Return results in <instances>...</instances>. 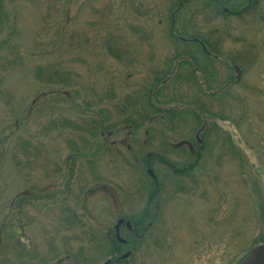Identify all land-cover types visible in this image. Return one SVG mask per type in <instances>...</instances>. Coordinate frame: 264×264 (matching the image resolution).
I'll list each match as a JSON object with an SVG mask.
<instances>
[{
	"label": "rangeland",
	"instance_id": "1",
	"mask_svg": "<svg viewBox=\"0 0 264 264\" xmlns=\"http://www.w3.org/2000/svg\"><path fill=\"white\" fill-rule=\"evenodd\" d=\"M177 2L0 0V264H235L264 243V0L241 17L207 0L177 11L181 35H203L243 69L213 61L212 90L240 81L212 97L194 85V66L178 67L153 104L195 98L207 117L170 120L139 92L185 46L171 36ZM100 114L104 135L92 130ZM201 137L197 165L175 172L196 159L171 145ZM147 152L174 164L154 160L152 199ZM120 218L139 226L122 229L127 243Z\"/></svg>",
	"mask_w": 264,
	"mask_h": 264
},
{
	"label": "trees",
	"instance_id": "2",
	"mask_svg": "<svg viewBox=\"0 0 264 264\" xmlns=\"http://www.w3.org/2000/svg\"><path fill=\"white\" fill-rule=\"evenodd\" d=\"M189 1H192V0H178L176 7L171 14V36L176 42L185 45L183 47V50L177 51L175 53L174 58H173V60L175 61V63L173 64L174 67L172 66L171 70H170V68L168 70H166L165 75H169V74H171V75H169L168 77L164 75V76L159 77L157 79L155 78L156 79V81L154 80L155 82L145 84L139 92V96L140 95L141 96H140V98L139 97L138 98L140 100H142L141 99L142 96L145 95L147 97V105L149 106L148 108L154 109L155 112L156 111L161 112L162 115L159 117L161 119L168 118L171 120L172 118H176L177 115H179L183 119V115L187 114V112H189V111L192 112L196 117H199L200 114H202L203 116H206L205 107L203 106V104L202 105L199 104L201 102H199L195 98L192 101H188V100L186 101V96L184 98L182 95H180L177 98L171 97L168 101V106H165V107H158V106L153 104L154 101H152V97L159 95L162 91L161 88L164 87V85L165 86L168 85L170 83L169 80L171 78L174 77V80L175 79L177 80L179 78L180 75L176 74V70L178 67L180 68L183 65L194 66L195 67L194 70H191V76H192V78H194V79H192V81L194 80V85H196L198 87L199 92H201V89H202V91H203V94H201L202 96L207 95V96H212V97H215V96L217 97V96L222 95L223 93H225L224 91L227 87L233 86L240 81L239 77H234V79H232V80L229 79L228 81H226L225 85H223L221 88H219L217 90H212L210 84L208 82H205L206 80H204V79H205V76L212 77L211 65H212L213 61L224 60L225 63L227 64V66L230 68H232L231 66L237 67V68H239L240 72L243 69L241 66L242 65L241 62L238 59H236V57H232V56L228 57L227 55H225V53L222 52V50L219 48V45H217V43L214 44L213 42H210L209 39H207L206 37H204L203 35H200V34H192L191 36L190 35H184V34L181 35L182 33L175 28L174 24H175V20L177 18V11ZM207 1L209 3L214 4L215 6H218V8L226 16L235 15L238 17L243 16L245 13H248L251 10H254V13H255V10H256V8L258 9L257 6L259 5V2H260V0H247L245 3H242L241 5H239V7L234 8L230 5L229 1H227V0H207ZM253 7H255V8L252 9ZM256 14H257V12H256ZM195 39H198V41H195ZM203 46H205L206 49H204ZM195 50L201 51L202 55L205 57L206 61L208 62L207 64H205V63L201 64L198 61ZM252 54H254V53H252ZM252 60L253 59L251 58L249 60V62H251ZM172 83L173 82H171L170 84H172ZM175 91H176V88L174 90V93H175ZM206 92L209 94H207ZM142 93L144 95H142ZM64 94H65L64 96H66L67 98H70V96H71L70 93L67 91H65ZM172 103H178V104H180V106L181 105L182 106L187 105V107L181 108V107L177 106V104H176V106L175 105L170 106V104H172ZM210 114H211V116L215 117L212 112ZM100 116H99L100 117L99 122L92 125L93 126L92 130L95 131L94 133L98 134L97 129L101 128V131H100L101 135H104L103 130H104L105 126L107 125L106 121H108V117L105 114H102V115L100 114ZM145 117H146L145 119H147V118H149V115L148 116L146 115ZM155 118L156 117H154V119L152 117L149 118V122H148L149 128L151 125L150 123L153 120H155ZM125 122H127V124H128L127 126H129V128L131 130H132V128H133V130L134 129L137 130L139 128L137 120H134V119L128 120L127 119ZM208 126H209V123L207 121H205V119H204V124L202 126H200V128H203L200 132V136H202L205 133ZM149 128H148V130H149ZM200 128H198V131L200 130ZM118 131H120V127L118 129V128L112 126V127L108 128V131L106 134L110 138L113 134H117ZM201 140H202V142H200L198 144V147L195 146L196 152H193L192 150H190L191 148H189V149L186 148L189 157L191 159H194V160L196 159V161H195L196 163L192 164L190 166L185 165L184 166L185 168L183 170H178V171L174 170L175 172H179V174H185L187 171L191 170L194 166L197 165L199 160L202 158V152L204 151V147H205L204 139L202 138ZM185 142L186 141L181 140L180 142H178L177 146H175V145H171V146H172V148H180L182 146L188 147L189 146L188 144H192V143H190L191 142L190 140L187 141V143H185ZM114 144H115V141L112 142V145H114ZM184 144H186V145H184ZM193 145H194V143H193ZM184 153H185V151H184ZM135 159L137 161L139 159L138 152H136V158ZM154 160H160L161 162H166L167 164H169L170 167L174 166V164H172V162L169 159H166L164 156H161V155L156 156V155H154L153 152H147L146 157L143 161L144 167L147 168L149 166V169H152L151 165L153 164ZM150 179H151L153 186L155 187V189L154 190L152 189L150 192V198L152 199L157 194H159V191L161 188L157 185L158 178H156L155 175L154 176L150 175ZM262 240H264V238H262ZM250 251H251V249H249L241 258H239L235 264H239L240 262H242L246 258V256L249 254Z\"/></svg>",
	"mask_w": 264,
	"mask_h": 264
},
{
	"label": "water",
	"instance_id": "3",
	"mask_svg": "<svg viewBox=\"0 0 264 264\" xmlns=\"http://www.w3.org/2000/svg\"><path fill=\"white\" fill-rule=\"evenodd\" d=\"M195 41H198V39H195ZM203 47L204 49H206L205 46ZM150 173L152 172L150 171ZM123 222H124V219H119L117 224L114 227L117 238L122 242L125 240L121 238L120 233H119V228ZM127 224L130 226V221H127ZM129 254H130V251L122 255V258L128 257ZM241 264H264V243L258 244L255 247H253Z\"/></svg>",
	"mask_w": 264,
	"mask_h": 264
},
{
	"label": "flooded vegetation",
	"instance_id": "4",
	"mask_svg": "<svg viewBox=\"0 0 264 264\" xmlns=\"http://www.w3.org/2000/svg\"><path fill=\"white\" fill-rule=\"evenodd\" d=\"M200 142H202L201 140H200ZM199 142V143H200ZM189 146H188V149L189 148H191L190 150H192L193 152H196V147H195V145H193V144H188ZM70 166V165H69ZM69 168V167H68ZM184 168H182V169H179V170H183ZM176 171H178V169H176ZM120 219H122V218H120ZM127 221H129L128 219H124V222L121 224V226H120V232L122 231V229H124V228H126V230L128 231V233H130V232H135V230L136 229H138L139 228V226L138 227H135V225H133V223L132 222H130V226L127 224ZM125 241H126V243L128 242V240L127 239H125ZM125 243V244H126ZM110 261H112L113 260V258H110L109 259ZM119 260H117L116 262H118Z\"/></svg>",
	"mask_w": 264,
	"mask_h": 264
}]
</instances>
